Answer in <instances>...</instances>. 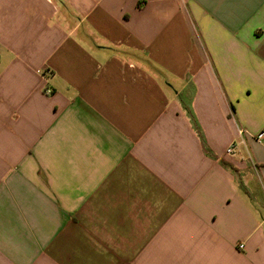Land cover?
I'll use <instances>...</instances> for the list:
<instances>
[{
  "label": "crops",
  "instance_id": "0c3cea01",
  "mask_svg": "<svg viewBox=\"0 0 264 264\" xmlns=\"http://www.w3.org/2000/svg\"><path fill=\"white\" fill-rule=\"evenodd\" d=\"M263 130L264 0H0V264H264Z\"/></svg>",
  "mask_w": 264,
  "mask_h": 264
},
{
  "label": "built area",
  "instance_id": "2783aa9c",
  "mask_svg": "<svg viewBox=\"0 0 264 264\" xmlns=\"http://www.w3.org/2000/svg\"><path fill=\"white\" fill-rule=\"evenodd\" d=\"M240 135H243V131H240ZM256 140L258 142H264V130L261 131L257 136H256ZM237 144L233 143L228 149H227V154L232 155L235 153Z\"/></svg>",
  "mask_w": 264,
  "mask_h": 264
}]
</instances>
